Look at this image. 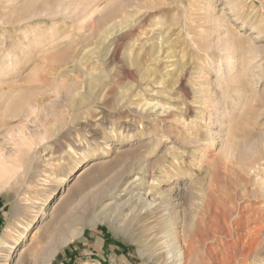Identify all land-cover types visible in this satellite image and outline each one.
<instances>
[{"label": "rangeland", "instance_id": "obj_1", "mask_svg": "<svg viewBox=\"0 0 264 264\" xmlns=\"http://www.w3.org/2000/svg\"><path fill=\"white\" fill-rule=\"evenodd\" d=\"M168 212L264 264V0H0V264H170Z\"/></svg>", "mask_w": 264, "mask_h": 264}, {"label": "bare ground", "instance_id": "obj_2", "mask_svg": "<svg viewBox=\"0 0 264 264\" xmlns=\"http://www.w3.org/2000/svg\"><path fill=\"white\" fill-rule=\"evenodd\" d=\"M113 190V189H112ZM115 191V190H114ZM144 198V197H143ZM144 200V199H143ZM142 200V201H143ZM165 205H170V200H167V201H164ZM172 206V205H171ZM164 207V206H162ZM161 207V208H162ZM165 207H168V206H165ZM172 208V207H171ZM157 209V208H156ZM164 209V208H163ZM168 210V209H166ZM156 211V210H155ZM161 211V210H160ZM153 214V213H152ZM165 215L167 216V218H164L162 221L160 222H154L155 225L154 226H151V228L149 229V231L152 229L154 230L155 228V233H156V237H163L164 239H167V241H165V243L163 244L165 246V244L168 246L169 248V251L167 252L169 254V257L168 258L170 261V264H193L191 262V254L193 253H189L187 250L186 251V248L182 247L179 243L176 242V244L174 243V234H175V230L173 231L174 227L176 226L175 222L173 220H170V216H171V213L168 212L166 214H164L163 216L165 217ZM159 218V217H158ZM161 218V217H160ZM94 220V219H93ZM79 221V220H78ZM92 221V220H91ZM82 222V221H81ZM80 222V223H81ZM95 222V220H94ZM90 223V221H89ZM152 223V222H150ZM74 225V224H72ZM32 227V223H29L27 226H25L23 228V231L17 236V238L15 239L14 243L13 244H10L9 242H6L5 240L4 241H1L0 242V249H15L16 247H18L19 245H21L23 243V241L25 240L26 236H27V233L29 232V229ZM151 230V231H152ZM75 231V230H74ZM148 231V232H149ZM153 232V231H152ZM77 233V232H76ZM76 233H73V235L70 237L69 240H72L74 238H77V236L79 237L78 234ZM154 233V232H153ZM81 235V233H80ZM201 236V235H200ZM155 237V236H154ZM69 240L67 239V242H69ZM178 240V239H177ZM198 240V239H197ZM201 241V240H200ZM66 243V242H65ZM159 243V242H158ZM174 243V244H173ZM170 244H173L170 246ZM160 247L159 249H157L158 252H160V254H163L165 252H161L162 249L164 250L166 247ZM191 252V251H190ZM56 254V253H55ZM53 257V256H52ZM198 257V256H197ZM190 258V259H189ZM200 258V257H199ZM198 258V259H199ZM53 258L49 257L48 259H46L45 261V264H50L51 260ZM202 260V259H201ZM233 260V259H231ZM200 261V259H199ZM198 261V263H200ZM204 261V260H203ZM202 262V261H201ZM210 264H214V259H210ZM205 264H209V263H206Z\"/></svg>", "mask_w": 264, "mask_h": 264}]
</instances>
